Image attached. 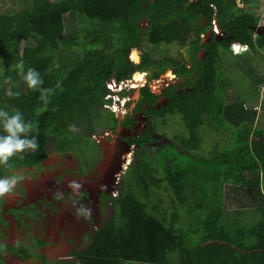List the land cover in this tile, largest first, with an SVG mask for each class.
Here are the masks:
<instances>
[{
  "label": "trees",
  "instance_id": "obj_1",
  "mask_svg": "<svg viewBox=\"0 0 264 264\" xmlns=\"http://www.w3.org/2000/svg\"><path fill=\"white\" fill-rule=\"evenodd\" d=\"M257 2L259 11L264 0H31L30 7L12 5L13 13L0 6V73L9 85L0 95V138L10 135L4 125L18 116L25 130L17 138L26 142L0 159V180L10 181L18 166H39L55 148L78 155L69 127L87 125L81 146L94 148L88 136L97 126H129L138 111L149 117L146 129L129 139L134 157L117 193L102 197L111 203L110 219L91 229L78 261L48 264H169L170 252L178 264H264V104L257 103L263 75L242 68L241 55L230 51L236 42L246 52L264 50V26L252 9ZM207 32L211 37L202 42ZM145 44L177 51L156 58ZM230 52L253 86L226 103L230 82L221 59ZM135 72L145 82L129 118L119 121L104 107L106 83ZM29 74L38 81L34 87ZM170 114L185 126V135L173 136L182 148L196 151L203 135L213 136L207 158L165 142L155 153L157 165L151 162L144 146L154 140L155 118ZM153 183L164 185L165 194ZM228 183L246 193L242 204L257 209L259 218L227 223L222 188ZM99 211L104 215L102 206Z\"/></svg>",
  "mask_w": 264,
  "mask_h": 264
},
{
  "label": "flooded vegetation",
  "instance_id": "obj_2",
  "mask_svg": "<svg viewBox=\"0 0 264 264\" xmlns=\"http://www.w3.org/2000/svg\"><path fill=\"white\" fill-rule=\"evenodd\" d=\"M139 73L138 76H140ZM141 74L140 80L132 76L129 80L113 85L115 90L141 85L144 80L143 73ZM134 81L137 83L134 84ZM135 97L128 104V111L118 119L119 121L129 118L128 115L134 106L132 104H134ZM148 119L149 117L143 111H138L129 120V126L118 125L114 130L105 125L104 130L111 131L105 134L107 135L105 140L111 144L115 138L117 141H124L125 152L134 145L129 144V139L134 136L138 137L146 129ZM135 126L140 128L138 132L135 131ZM128 130L131 134L129 132L126 134L125 131ZM108 143L105 144L107 149L115 151L116 146L113 148ZM117 149L116 153L111 151L112 155L105 156L103 148L99 144H96V148L86 145L81 148V155L78 157L70 149L60 151L55 148L46 160L39 163V166H18L13 170L14 176L10 178V181L14 180L11 191L4 194L0 203V245L2 247L0 261H3L4 264H8L7 261L13 258L31 263L40 262V264H44L43 261L47 264L51 261H78L83 256L82 252L86 245L90 242L89 240L86 242V239L91 236V229L98 227V224L95 225L93 220L101 218L99 206L103 207V211L111 209V203H104L102 197L111 194L113 188L111 187L110 174L120 167L121 160H124V156L127 155V152L122 153L120 148ZM129 156L128 151V158ZM68 158L71 160H67ZM104 158L106 160L112 158V166L115 165V162L118 166L108 169L105 175H101L96 167L98 162ZM129 161L125 162L126 167ZM94 172L97 176H93ZM41 195L45 197L40 199ZM71 203L76 205L75 209L65 213L63 204ZM92 207L94 209L91 211L96 215V218L91 217V228L89 227V231L79 238V248L69 249L68 244L72 242V238L65 234L77 228L82 229L83 225L81 224L84 223L85 218L89 217ZM55 212H57V216L52 219L51 216ZM69 217L70 221L77 218L82 223L76 220L70 225L66 222ZM57 218L61 219L62 223L56 222ZM61 245L64 247L63 249Z\"/></svg>",
  "mask_w": 264,
  "mask_h": 264
},
{
  "label": "rangeland",
  "instance_id": "obj_3",
  "mask_svg": "<svg viewBox=\"0 0 264 264\" xmlns=\"http://www.w3.org/2000/svg\"><path fill=\"white\" fill-rule=\"evenodd\" d=\"M50 1H56V0H50ZM27 5L28 7L31 6V0H0V6H1V10L6 12L8 11V8L12 9V5H14L15 8L18 7V9L24 5ZM238 5H241V3L239 2ZM258 6L259 3L257 2V4L252 8L254 10L255 13L259 12L258 11ZM250 8V7H249ZM18 9H12L14 11H11L10 13L15 12V10ZM62 20H63V25H64V33L66 35H69L72 31L73 25L71 23V16L66 13L62 16ZM215 26V25H214ZM28 44L30 45H34V40L32 38L29 39ZM174 44V43H173ZM237 45H241L244 46L242 44L236 43ZM236 45V49H238L239 46ZM145 49H147L148 51H150V53L158 58V56H161L165 51H169L171 55H174V53L177 51V47L174 45H146L144 46ZM247 53V54H246ZM244 54H241L242 58V64L243 67L245 68L246 66H250L254 69V71L256 72V74L259 75H264V50H261L259 48L256 49H250L248 50V52H246ZM221 63H222V75L226 76V78L229 80L230 82V87L225 91V102L226 103H232L235 100L238 99V95L240 96H245V95H249L248 90L249 87L253 86V77H251V75H249V73L245 72V71H241L244 69H238L237 68V64L238 62H241L240 59L235 58L230 54H222V59H221ZM138 73H135L133 75V78H138L139 80L142 78V74L139 73L140 76H138ZM221 73V72H220ZM144 76V75H143ZM263 77V76H262ZM137 82L134 81V84H136ZM139 85V84H138ZM133 87V88H123L129 91L128 94H126L124 97H122L120 94L119 97L114 95L113 93H111L109 96H111V102H110V108L113 110H116L118 107H122L123 102L126 101V99H131L133 97V95L135 94V92H137L138 88L142 85ZM9 91V85H8V81L7 79L3 76L2 73H0V95H4L5 93H7ZM131 91V93H130ZM260 94V91H259ZM258 94V101H260V96ZM1 99V98H0ZM115 101L118 103V105H115ZM263 104H264V98H263ZM164 101H161L160 104H163ZM123 107H126V112L128 111V107L126 106V104H124ZM110 109V110H111ZM113 110H111L113 112ZM166 116V115H165ZM164 116V117H165ZM164 117H156L155 118V122H154V128L155 131L153 132V136H154V140L148 144H146L144 146V149L147 152V155L149 157V159L151 160V162L155 165H157V161L155 158V153L158 151V148L160 145H162L163 143H175L176 146L181 149V151L185 152V153H189L192 156L195 157H199V158H207L208 152L211 148V142H212V138L213 136L209 133H206L204 136V140L201 143V146L198 150L196 151H189L186 150L184 148H182L178 143H176L173 139L174 135H185L186 134V129L185 126L180 118L179 115L177 114H170L167 115L165 118ZM140 118V117H138ZM97 130V132L101 131V127L98 126L95 128ZM77 129L76 128H72L69 131V134L73 136V134L75 133ZM140 130V128H138L137 126H135V131L138 132ZM126 134L129 132V134H131V132L125 131ZM200 132L202 133V126L200 127ZM203 132H205V130L203 129ZM124 141H120L115 138L114 142H112V146L113 148L115 147V151L113 152H117V148H120V150H122V153L124 152V150L126 148L125 147V142ZM129 151V158H127V160L125 161H129L128 163L131 162V159L133 158V151H134V145L130 146V149H127L128 153ZM124 152V153H125ZM121 153V154H122ZM67 160H71L70 158H68ZM102 160V159H101ZM124 161V162H125ZM112 163L113 160L109 161V169H113L112 168ZM121 163V162H120ZM119 163V164H120ZM127 163V162H126ZM126 163H122V170L117 171V169L115 171H112V174H110V180H111V187L113 188L111 191V194L115 193L114 190V185L116 183V185L118 186L120 183V179H121V172L123 171V169H125L126 167ZM132 163H130L131 165ZM129 164H127L128 166ZM116 171L118 172L119 177L116 175ZM97 172V171H96ZM96 172H94L93 176H97ZM87 174V173H86ZM84 174V175H86ZM89 175V174H87ZM118 178V180H117ZM114 181V182H113ZM99 182H101V179H99ZM154 186V188L158 191L161 192L162 194H165V190H164V185H158L156 183L152 184ZM262 186L264 189V180L262 181ZM222 194H223V198H222V202H223V207H224V211L227 213L226 214V221L227 223L230 225L231 223H233L235 220L240 221L241 223H246V222H251L254 221L255 219L259 218V213L258 210L255 209L252 205L251 206H244L242 204L243 201H246V193H244L241 189L234 187L232 185H230L229 183L224 185V187L222 188ZM44 195V194H43ZM41 195V197H39L40 199L44 198L45 196ZM47 195V194H46ZM165 200L166 201H170V199H168L165 196ZM165 202L162 204L164 206ZM76 207V205L74 204H63V209L66 212L68 211H72L74 210ZM94 209V207H92L90 209V211ZM58 212V211H57ZM57 212L53 213L51 218L54 219L57 216ZM90 217H95L96 215L93 214V211H91L90 213ZM100 219L96 218L95 220H93V223L95 225H97L99 222L102 221H107L110 219L111 217V209H105L104 211V215H100ZM76 220H78L80 222L79 219L75 218ZM76 220H72L70 221V217L68 219V221H66L67 223H69L71 225V223H74V221ZM56 222L58 223H62V220L57 218ZM82 223V222H80ZM85 223V224H84ZM84 223L81 224L82 229L77 228L79 231H75L77 229H75L74 231L72 230V232H68L67 234H65L67 237L72 238V242H70L68 244V248H79V238H81V236L89 231V227L92 224V221L90 220L89 217L85 218ZM88 227H87V226ZM91 228V227H90ZM95 230V229H93ZM88 237L86 239V242H88ZM61 248L63 249L64 247ZM169 258V264H178L176 261V253H172L170 252L168 255ZM140 264V263H137Z\"/></svg>",
  "mask_w": 264,
  "mask_h": 264
},
{
  "label": "clouds",
  "instance_id": "obj_4",
  "mask_svg": "<svg viewBox=\"0 0 264 264\" xmlns=\"http://www.w3.org/2000/svg\"><path fill=\"white\" fill-rule=\"evenodd\" d=\"M217 33L219 34V31L218 29L215 27ZM236 43H239V42H236ZM241 44V43H239ZM233 45V43H232ZM242 45H245L246 47L244 46H241V45H237L239 46L238 48H241L243 49L245 52L247 51V45L246 44H242ZM240 49H238L237 51L235 49H230V51L235 54V55H241V54H237V52L239 51ZM244 52V53H245ZM243 53V54H244ZM134 74V73H133ZM133 74L131 75V77L129 79L132 78ZM264 78V77H263ZM129 79H126V80H129ZM27 80L29 82V87H34L38 81L36 79H33L32 75L29 74V76L27 77ZM114 81V85L116 84H119L120 82H123L124 80L122 81H116L114 78H111L107 81L106 83V86L108 88V92L105 94L104 96V99L107 101L106 104L104 105V107H106L107 109H111L110 108V102H111V96H109L111 93H113L114 95L118 96V94H120L122 97H124L126 94L129 93L128 90L126 89H123V88H126V87H123V88H120L118 90H115L113 84L110 85V83ZM145 82V81H144ZM143 82V84H144ZM142 84V85H143ZM141 85V86H142ZM123 91H126L127 93L125 94H121ZM138 91H139V88H138ZM137 95L134 94L133 97L131 99H126L125 102H123V105L122 107H118L116 110H113V114H114V117L116 119H119L120 117H122L123 115L126 114V107H123L124 104H126V106L128 107L127 105V102H131L133 100V98ZM260 96V94H259ZM262 100V96H260V101ZM115 105H118V103L115 101ZM133 106V104H132ZM110 110V111H111ZM101 127V131L97 132V130L95 129L94 131H92L90 133V135L88 136V138L90 137L94 143H95V147L96 148V144H99L101 148H103V151H107V146L105 145L106 143H108L106 140H105V135L106 133H110L111 131L108 130V129H105L104 130V127L105 125H99ZM5 129L7 130V132L10 134L8 135L6 138H0V159H7L8 156H11L14 152H19L21 150L24 149L25 145H26V142L25 141H22V140H19L17 138V133L19 132H23L25 130L24 126L19 122V117L18 116H13L7 123L6 125H4ZM87 125H84L83 129L80 130L78 126H74V127H69V131L72 129V128H76L77 130L75 131V133L73 134V139L76 141L77 145H78V152L79 154L76 155L78 157H80V150L82 148L81 146V140L85 138V135L87 134ZM98 127V126H97ZM104 130V133L102 134V131ZM110 144V146H112L111 143H108ZM132 160L131 159V162L132 163ZM129 163V165H130ZM129 165L127 167H125V169H123V171L121 172V174L123 175L127 168L129 167ZM119 170L120 167L118 168ZM117 169V170H118ZM117 172V171H116ZM119 177V175H117ZM118 180V178H117ZM14 183V180L13 181H8V180H0V196H3L5 193L11 191V188H12V184ZM117 185L115 184V193H113L112 195H115L117 193Z\"/></svg>",
  "mask_w": 264,
  "mask_h": 264
},
{
  "label": "water",
  "instance_id": "obj_5",
  "mask_svg": "<svg viewBox=\"0 0 264 264\" xmlns=\"http://www.w3.org/2000/svg\"><path fill=\"white\" fill-rule=\"evenodd\" d=\"M208 38V37H207ZM230 49L232 50L233 49V45L231 44L230 45ZM240 49L237 54H243L245 51L241 48H238ZM203 53V52H202ZM138 92V90H137ZM135 92V94L137 93ZM162 101H164V103H166L167 99L163 98ZM159 106V103L157 104ZM103 154L105 156H107L108 154V150L107 151H103ZM112 160V158H109V160H106L105 158L100 160L97 164V167H96V170H98L100 172L101 175H105L107 173V170L109 169V161ZM118 166L117 165V162H115V165L112 166V168ZM103 177V176H102ZM46 179V178H45ZM85 179V178H83ZM8 264H40V262H36V263H31V262H27V261H24V260H20L18 258H13V259H9L8 261Z\"/></svg>",
  "mask_w": 264,
  "mask_h": 264
},
{
  "label": "built area",
  "instance_id": "obj_6",
  "mask_svg": "<svg viewBox=\"0 0 264 264\" xmlns=\"http://www.w3.org/2000/svg\"><path fill=\"white\" fill-rule=\"evenodd\" d=\"M259 13H260V16H261V22H260V25H263L264 26V4H262L260 7H259ZM259 27V26H258ZM216 30V29H215ZM244 47H246L245 45H244ZM111 84H113L114 85V81H112L111 83H110V85ZM263 88H264V78H263V80H262V82L260 83V96H262V90H263ZM256 109L258 108V107H255Z\"/></svg>",
  "mask_w": 264,
  "mask_h": 264
},
{
  "label": "crops",
  "instance_id": "obj_7",
  "mask_svg": "<svg viewBox=\"0 0 264 264\" xmlns=\"http://www.w3.org/2000/svg\"><path fill=\"white\" fill-rule=\"evenodd\" d=\"M208 37V38H207ZM210 37H211V33L210 32H207V33H205L204 34V39L202 40V42H205V41H207V40H209L210 39ZM236 43H233V49H235V47H236ZM246 53V52H245ZM263 77H264V75H263ZM262 77V78H263ZM257 90L259 91V89H258V87H257ZM263 94H264V90H263ZM263 98H264V96H263ZM262 98V99H263ZM259 105L262 103V100L261 101H258L257 102Z\"/></svg>",
  "mask_w": 264,
  "mask_h": 264
},
{
  "label": "bare ground",
  "instance_id": "obj_8",
  "mask_svg": "<svg viewBox=\"0 0 264 264\" xmlns=\"http://www.w3.org/2000/svg\"><path fill=\"white\" fill-rule=\"evenodd\" d=\"M235 48H236V47H235ZM237 50H238V49H236V51H237ZM143 75H144V74H143ZM113 150H114V149H108V154H107V156H108V155H112L113 153H112L111 151H113ZM124 158H125L124 160H121V166H122V163H125V162H126L125 160H127V158H128V153H127L126 156H124ZM124 161H125V162H124ZM119 165H120V164H119ZM121 166H120V169L122 168ZM118 170H119V169H118ZM121 170H122V169H121ZM117 173H118V172H116V174H117Z\"/></svg>",
  "mask_w": 264,
  "mask_h": 264
}]
</instances>
